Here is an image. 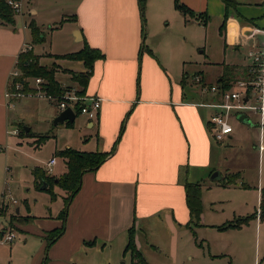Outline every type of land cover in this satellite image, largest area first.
Returning a JSON list of instances; mask_svg holds the SVG:
<instances>
[{"label":"crops","instance_id":"1","mask_svg":"<svg viewBox=\"0 0 264 264\" xmlns=\"http://www.w3.org/2000/svg\"><path fill=\"white\" fill-rule=\"evenodd\" d=\"M24 1L20 0L21 12L15 16L14 24L0 25V151L9 144L10 136L18 137L17 144H21L19 139L29 136L37 137L34 142L41 143L38 138L42 135L33 133L31 127L23 126L30 133L20 134L22 122L17 124L18 132L14 133L9 112L22 98H51L44 92L24 93L9 100L4 96L8 90L14 91L11 72L18 69L21 73L18 56L32 51L38 56L39 64H56L55 78L59 85L70 83L76 91H83L84 103H89L90 97L101 99L95 117L81 113L86 117L79 121L80 113L75 112L71 125L66 124L68 121L62 123L70 135L64 137L59 147L56 135H48L47 140H54L51 156L40 166H34L40 169L38 175L42 180L47 175L57 179L66 172V159L56 155L57 150L111 152L98 167L82 173L80 188L68 202L64 221L60 212L69 192L63 189L61 204L54 212L32 215L25 204L26 212L21 216L20 207H16L15 216L21 217L24 223L23 227L16 223V228H24L40 240L32 257L33 264H42L44 259L45 264H184V259L192 260L189 247L185 246L188 234L206 223L202 195L200 217L192 219L185 185L199 184L202 193L203 179L217 169V141L208 129L209 117L215 109L203 105L214 96L198 87V98L185 89L187 76L184 78V71L181 73L179 68L185 55L184 45L177 35L171 34H185L192 20L200 24L206 20L207 24L210 13L218 16L221 23L225 20V46L238 50L244 44L252 48L258 44V36L264 37V10L260 17L242 15L239 18L229 12L222 0L219 3L217 0H180L195 14H201L195 18L177 10L174 0H145L142 21L138 0H77L65 36L67 48L48 53L34 52L35 45L26 24L36 12L32 9L24 13ZM234 1L237 10L239 2ZM146 35L150 37V48L145 47ZM85 44L98 49L104 57L94 60L82 86L73 79L72 73L86 71L83 61L54 55L77 52ZM26 45L32 49L27 50ZM58 59L64 64H59ZM197 74L206 84L204 76ZM213 84L217 83L206 85ZM30 86L37 87L34 79ZM203 98L208 102L202 103ZM7 102L12 103L10 107ZM59 112L56 109L47 117H55ZM241 113L257 125L245 112ZM233 133L234 127L226 140H231ZM51 158L55 162L48 166ZM35 179L38 184L41 182ZM230 185L236 183L225 181V187ZM45 187L46 183L40 189ZM261 189L257 187L259 201ZM63 224L62 233L44 251L43 236ZM217 229L237 227L219 229L217 226ZM130 230L135 250L143 262L126 249ZM4 233L3 229L0 234Z\"/></svg>","mask_w":264,"mask_h":264},{"label":"rangeland","instance_id":"2","mask_svg":"<svg viewBox=\"0 0 264 264\" xmlns=\"http://www.w3.org/2000/svg\"><path fill=\"white\" fill-rule=\"evenodd\" d=\"M236 1L239 2L237 10L230 6L229 12L239 18H243L242 15L260 17L264 10V0ZM76 2L77 0L24 1V13L32 9L36 12L35 16H26V25L33 20L44 35L40 43H33L34 52L49 53L67 48L65 36L68 33V22L73 18ZM217 2L219 3V0ZM208 18L205 25L192 20L185 34H171L177 35L184 45L185 55L179 68H182L181 73L184 71L182 76H187L185 89L198 98V85L193 81V76L197 73L202 74L207 83L218 84V79L224 75L230 76V82L234 84L237 80L249 79L247 69L252 63L248 57L251 47L241 44L236 50L234 46H225L224 31L219 32V17L209 13ZM144 32L146 33V29ZM255 32L256 30L253 34ZM146 36L145 47L150 48V37ZM262 39L261 35L258 36L257 42L261 43ZM170 40L174 43L173 37H170ZM61 61L57 60L59 64H64ZM71 86L70 83L61 85L66 92L73 90L76 93ZM203 102H208V99L203 98ZM250 103L257 104L253 99ZM57 104L58 100L54 98H22L16 101L9 112L13 117L12 129H16L17 124L22 122L19 126L31 127L33 133L50 137L55 134L59 147L70 132L65 130L62 123L54 125L53 116L47 117L56 109L60 111L55 107ZM244 112L256 124L259 122L257 113L252 110ZM85 115L80 113L78 120L83 121L87 116ZM230 123L234 127L232 139L215 142V171L218 175L213 179L206 176L201 183L205 213L203 222L206 225L195 228L194 233L191 231L188 234L185 246L189 247L192 260L186 258L184 264H264V218H252L237 229H217V226L222 224L236 222L251 214L257 215L256 212L259 214L257 187L264 188V132L261 133L258 125L242 124L234 114ZM10 137L12 138L9 139V144L0 151V233L3 229L5 233L12 231L15 238L7 242L4 241V234H0V264H33L32 257L40 240L30 231L16 228V223L21 227L24 223L21 217L15 216V209L20 207L19 215H23L27 204L32 215L54 212L61 204L64 192L61 187L51 182L47 187L40 189L41 185L33 174L35 167L51 156L54 140L50 138L37 144L34 142L37 137L29 136L19 139L21 144H17L18 137ZM235 173L236 179L233 183L241 185L225 187L224 176H232Z\"/></svg>","mask_w":264,"mask_h":264},{"label":"trees","instance_id":"3","mask_svg":"<svg viewBox=\"0 0 264 264\" xmlns=\"http://www.w3.org/2000/svg\"><path fill=\"white\" fill-rule=\"evenodd\" d=\"M9 1H18L20 0H0V25H13L15 22V16L19 13L15 11L13 6L9 4ZM225 4V7H235L236 2L234 0H222ZM140 15L142 21H144V9H145V0H138ZM174 7L181 11L183 14H189L192 17L201 16V14H195L194 11L189 9L186 5L180 2V0H174ZM226 17V15L224 16ZM225 19V18H224ZM144 23V22H143ZM206 23V20L203 21V24ZM225 27V20L221 23L219 27V32L222 33ZM28 28L31 33V42L32 43H40L44 39L43 33L40 31L39 27L35 24L33 20L28 22ZM55 58H66L72 60H81L83 61L86 71L84 73H72V77L75 81H78L82 86L85 85V82L90 74L92 69V64L94 60L101 59L104 55L98 50L91 48L87 44L83 46V48L77 52L68 53L65 55H54ZM18 67L21 70V75L19 77L14 78V81L11 86V90H15V83L19 82L21 84L20 91L22 93H36L37 88H33L30 86V81L35 78H42L43 82L39 85V88L42 92L45 93L46 96H51L58 101L61 100V96L66 92V89H63L58 81L55 78L56 72V64H52L50 66H44L39 64L38 56L33 54L32 51L22 52L18 56ZM230 76H222L218 80V85L221 88H228L230 85ZM83 91H76L75 94L81 96ZM51 98V99H52ZM82 102L77 101L73 104V110L76 113H81ZM67 125H71L72 122H66ZM30 133V129L25 131L24 127L20 128L21 135H28ZM49 136L42 135L39 136L38 140L43 142ZM56 155L62 156L66 159V172L58 177L57 179L52 176H46L42 180V176L38 175L39 168L34 169V176L38 178L39 185L46 183L47 185L51 182L53 184H57L63 190L69 192V195L65 199L64 207L60 212V218H65L67 205L71 197L78 191L80 188V179L81 175L86 170H92L98 167L107 156L110 155L111 152H81L72 148H66L62 150H57ZM234 176V177H233ZM233 177V178H232ZM236 173L232 176H226L225 180L226 183H233L235 181ZM186 187V200L188 207L190 209V214L192 215V219L198 220L202 211L201 206V193L199 184L187 183ZM259 214L256 212L257 215H249L245 216L241 219L236 220V222L227 223L221 226H218L219 229H226V228H240L243 224H246L250 219L259 217L260 219L264 218V188L260 190V201L258 206ZM64 224L60 229L54 230L52 232L46 233L43 236L45 241L44 251H46L49 245L62 233ZM126 249L132 251L133 257H137L138 261L143 262V258L141 257L140 253L136 252L135 244H134V236L132 230L129 232V239L126 245ZM45 264V259L42 262Z\"/></svg>","mask_w":264,"mask_h":264},{"label":"built area","instance_id":"4","mask_svg":"<svg viewBox=\"0 0 264 264\" xmlns=\"http://www.w3.org/2000/svg\"><path fill=\"white\" fill-rule=\"evenodd\" d=\"M9 4L13 6L17 13L21 11L20 2L9 1ZM30 48V45H26L27 50ZM248 57L252 60V63L247 69V78L249 77V79L237 80L234 84L230 82L228 88H221L217 84H203L200 75L196 74L193 76L194 83L198 85L201 91L209 92L214 96L211 102L203 105L215 109L209 117L208 129L216 141H223L232 133L233 127L230 123L231 116L233 114L236 116L238 113L246 110H252L259 115V122L257 125L261 133L264 132V37L261 43L252 46L248 51ZM20 75V71L14 69L10 74V78L14 79ZM34 82L37 85V92H42L39 85L43 82V79L38 77L34 79ZM20 89L21 84L16 82L15 90L6 91L4 94L5 98L8 99L23 95L24 93H22ZM47 97L52 98L51 96ZM252 99L256 101L257 104H251L250 101ZM84 100V97L78 96L73 90H70L61 96V100L58 101L57 105L61 111L66 107H71L73 109V104L77 101H81L83 104L80 112L86 114L89 118L95 117L100 107L101 99L90 97L89 103H84ZM11 104V102H7V107H10ZM13 132L17 133L18 131L15 129ZM54 162L55 158H51L48 161V166H51ZM14 236L12 231H8L4 233V241L11 242Z\"/></svg>","mask_w":264,"mask_h":264},{"label":"water","instance_id":"5","mask_svg":"<svg viewBox=\"0 0 264 264\" xmlns=\"http://www.w3.org/2000/svg\"><path fill=\"white\" fill-rule=\"evenodd\" d=\"M75 118V112L71 107H66L65 109L61 110L53 119V124L56 125L58 123H63L65 121L68 122H73ZM237 119H239L240 121L248 124L249 126H253V123L244 115V114H239L237 115ZM25 130L27 131L28 128H25ZM218 175L217 171H214L210 178L213 179ZM46 186V185H44Z\"/></svg>","mask_w":264,"mask_h":264}]
</instances>
